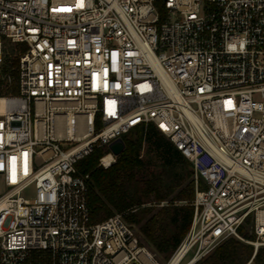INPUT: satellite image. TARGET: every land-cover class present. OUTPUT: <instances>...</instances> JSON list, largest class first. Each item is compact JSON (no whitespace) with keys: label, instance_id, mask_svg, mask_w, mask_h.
<instances>
[{"label":"built area","instance_id":"2783aa9c","mask_svg":"<svg viewBox=\"0 0 264 264\" xmlns=\"http://www.w3.org/2000/svg\"><path fill=\"white\" fill-rule=\"evenodd\" d=\"M149 123L195 179L164 264L264 247V0H0V264H163L122 213L91 221L77 169Z\"/></svg>","mask_w":264,"mask_h":264},{"label":"trees","instance_id":"16d2710c","mask_svg":"<svg viewBox=\"0 0 264 264\" xmlns=\"http://www.w3.org/2000/svg\"><path fill=\"white\" fill-rule=\"evenodd\" d=\"M16 51L11 46L6 52L8 63L17 62ZM122 138L125 148L110 166L100 164L107 147H97L77 163L79 173L90 175L91 221L120 212L145 244L168 259L192 225L196 190L192 163L153 123ZM240 230L254 238L244 226ZM195 264H264V247L254 253L251 243L230 237Z\"/></svg>","mask_w":264,"mask_h":264},{"label":"rangeland","instance_id":"374dc122","mask_svg":"<svg viewBox=\"0 0 264 264\" xmlns=\"http://www.w3.org/2000/svg\"><path fill=\"white\" fill-rule=\"evenodd\" d=\"M133 136L135 135V133H133L132 134ZM143 154H145V150H143ZM146 155V154H145ZM39 160H40V158H39ZM101 164V163H100ZM24 195H25V197H27V198H30V199H32V198H34V196H35V186H34V184H32V185H30L25 191H24ZM153 252H155V251H153ZM156 253V256H157V258H158V260L161 262V263H166L167 261H168V259L167 258H164V257H162V255H160V254H158L157 252H155ZM210 254V253H209ZM208 254V255H209ZM191 255H192V253H189L188 255H187V257L185 258V260L184 261H186V260H188L190 257H191ZM207 256V255H206ZM205 256V257H206ZM203 259V258H202Z\"/></svg>","mask_w":264,"mask_h":264},{"label":"water","instance_id":"95a60500","mask_svg":"<svg viewBox=\"0 0 264 264\" xmlns=\"http://www.w3.org/2000/svg\"><path fill=\"white\" fill-rule=\"evenodd\" d=\"M125 148V141L122 137L114 140L111 144H110V149L111 151L118 156L119 154L122 153V151Z\"/></svg>","mask_w":264,"mask_h":264},{"label":"bare ground","instance_id":"6f19581e","mask_svg":"<svg viewBox=\"0 0 264 264\" xmlns=\"http://www.w3.org/2000/svg\"><path fill=\"white\" fill-rule=\"evenodd\" d=\"M113 160V155L111 154H107L105 157H104V161H106L107 163L111 162ZM179 257H176L173 262L171 264H175L176 261L178 260Z\"/></svg>","mask_w":264,"mask_h":264}]
</instances>
